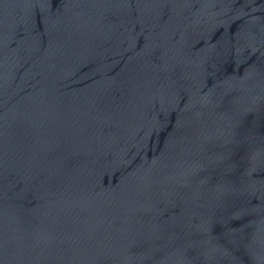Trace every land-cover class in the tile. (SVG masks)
Here are the masks:
<instances>
[{
	"label": "water",
	"instance_id": "95a60500",
	"mask_svg": "<svg viewBox=\"0 0 264 264\" xmlns=\"http://www.w3.org/2000/svg\"><path fill=\"white\" fill-rule=\"evenodd\" d=\"M0 264H264V0H0Z\"/></svg>",
	"mask_w": 264,
	"mask_h": 264
}]
</instances>
